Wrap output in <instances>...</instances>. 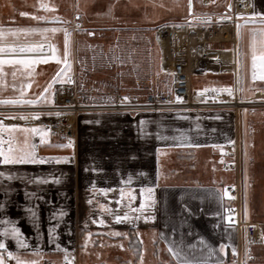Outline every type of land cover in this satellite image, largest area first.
<instances>
[{"label":"crops","instance_id":"crops-1","mask_svg":"<svg viewBox=\"0 0 264 264\" xmlns=\"http://www.w3.org/2000/svg\"><path fill=\"white\" fill-rule=\"evenodd\" d=\"M225 1L215 0L214 3H224ZM204 2L208 5L213 3L212 0H204ZM229 3L230 1L226 7ZM253 12L264 14V0H252V11L240 16L238 25L242 27L239 29L240 36L239 38L237 36L235 45L230 42L213 44L212 47L221 49L217 57L204 58L206 64L201 63L203 59L194 62L193 75L196 74L203 78V75L206 76L208 71L214 73L210 77L206 76L208 78L207 81L205 80L206 82L198 78L197 83L200 80L201 85L199 87L197 84L196 87H193L196 91L204 92L233 87L235 78L230 71V64L234 58L238 57L241 60L243 76L242 95L246 98L254 95L264 97V91L257 90L264 89V81H253L251 78L250 29L261 27L258 22L255 24L245 22ZM258 20L259 18H257ZM244 112L238 114L237 117L232 113L219 112H205L199 115L190 112L85 114L78 118L77 140L72 142V147L65 148L55 147V145L67 144L69 141L50 142L49 140L47 144H41L40 134L37 133L31 139H33L32 144L42 149L36 147L35 152L38 157H69V162L23 166L0 165V171L18 172L33 177L41 176L49 180L47 184L39 186L28 184L26 188L27 191L36 192L38 196L43 197V201L39 202L38 212L39 227L42 233L39 247L43 255L41 257L31 256V250L37 247V241L34 229L26 219L27 213L20 209L24 206H31L34 201L26 200L22 190L14 191L11 202L8 204V211L0 212V221L19 218L18 226L22 228L30 245L29 250L20 251H27V258L37 259L38 264H62L64 254L56 251L54 244L49 245L47 238L48 227L57 224H59L56 229L59 237L57 242L61 244V247L67 246L69 251L79 249V243L88 237V233L94 232V236H98L100 239L103 237V239L112 240L113 237L107 233L118 230H127L133 233L138 229L142 233L147 232L153 238L154 233L156 234L159 257L155 264H175V260L165 251L167 241H161L158 235L161 232L167 235L175 226L177 231L171 238L180 240L181 234H183L185 246L196 245V248L189 252L191 256H200L201 246L198 241L201 238L217 249L221 243L230 244L236 248L238 256L244 250L243 233H240L236 227L228 229V232L231 233V239H229L224 235L223 224L214 229L213 225L219 220V217H215L211 213L216 211L219 205L205 197L209 190L224 189L233 183L234 175L224 171L220 163L223 157L228 156L224 145L229 140L232 141L237 136L244 147ZM247 113H251L258 119L264 118V110L248 111ZM97 120L99 123H96ZM141 120L146 121L143 131L147 135L141 134ZM86 121H92V123ZM197 125H199L198 128ZM181 134H183L182 139H171L172 137H181ZM157 135L166 136L169 139H157ZM16 142L17 139L14 146ZM181 143L201 146H176ZM212 145H221L222 147L214 148ZM3 147L7 149L8 145L5 144ZM15 147L20 146L16 145ZM183 151L184 153H182ZM177 153L182 156L191 154L190 160H195L197 154L209 153L211 159L220 165L221 172L214 168L215 163L208 164V160L206 167L196 162H192L190 167H182L181 160L185 158L176 159L174 156ZM225 173L231 174V182L225 181ZM202 175H205L204 180L199 178ZM129 177H131L130 183L127 182ZM54 179H59L60 183H53ZM0 184L11 185L14 189L24 188V185L18 180L0 179ZM141 187H154L156 204L151 211H154L156 220L148 224H145L143 220L133 223H115V214L122 216L124 212L129 211L128 198L125 197L121 200V188H124L125 191L132 190L135 200L132 201L131 206L138 208L141 201ZM263 187L264 182L260 183V190L253 194L255 205H257L258 199L264 204ZM101 189H112V191L105 193ZM90 200L92 203H88ZM117 200H121L119 205L116 203ZM44 201H50V203ZM0 202H5L2 190H0ZM228 203L229 199L225 197V206H228ZM101 205L106 206L110 212L103 211ZM183 208L190 209L193 215L181 227V210ZM61 211L66 213L62 218L59 217ZM53 213L57 214L56 219H50ZM147 214L146 210L145 215ZM130 215L137 214L130 213ZM93 220H103L104 224H94ZM85 225L87 226L86 231H84ZM6 226L0 223V230ZM69 229L72 232L71 236L67 235ZM96 233L102 234L96 235ZM69 240L71 241L70 245H68ZM99 241L94 244H99ZM6 243L10 250H16L14 243L9 241ZM225 251L226 255H218L225 259L227 264H232V260H236L237 256H232L231 247ZM212 259L215 260L216 257Z\"/></svg>","mask_w":264,"mask_h":264},{"label":"rangeland","instance_id":"rangeland-1","mask_svg":"<svg viewBox=\"0 0 264 264\" xmlns=\"http://www.w3.org/2000/svg\"><path fill=\"white\" fill-rule=\"evenodd\" d=\"M229 1L226 0L224 3H211L208 5L205 4L204 0H193L192 11L194 15H189L188 0H0V27H3L5 30L66 28L71 33V59L73 61L71 75L76 76V78H79L86 85L100 88H103L104 81L118 82L121 87L130 88L135 93L137 84L140 81L147 82L150 88L166 86L169 82V76L165 68L167 60L161 52L164 45V41L162 40L164 36L158 33L160 25L186 23L195 20V18H201V21L208 20L210 21L209 23H225L227 21L221 20L226 15V5ZM41 3L48 5V8H41ZM160 4H163L164 7H160ZM109 5H114L112 15L107 14ZM20 12H27L29 15L22 17L19 14ZM76 14L83 15L82 28L78 30L73 27ZM36 15L45 16L47 20L37 21L31 18ZM54 17H59L60 20L56 21ZM89 31L94 34L91 36L87 35ZM48 35L53 37L51 33ZM157 37H159V43H157ZM5 40L9 44L27 41L36 43L41 41V36L39 33L27 36L21 34L19 38L9 35L5 37ZM53 42L62 50L63 33L54 34ZM161 44H163L162 48ZM94 57L95 60L93 59ZM117 57L119 59H116ZM201 63L204 64L205 60L203 59ZM36 69L37 71L43 70L46 73L43 77H36L40 81V84L43 85L56 71V65L54 62H50L49 65H37ZM6 71L9 73L6 77L7 86H3V82H0V100L16 99L19 97L21 83L26 82V80L24 77L19 76V73L14 80L11 76L12 69L10 66H6ZM206 74L207 77H210L214 73L208 71ZM206 76L203 75V78H201L198 75L196 76V74L193 75V87H196L197 84L200 87L201 79L204 80L203 82H206L208 80ZM198 78H201L199 83H197ZM33 91L34 89H26L24 98H34L32 95ZM54 103L53 99L52 104ZM0 106L18 105L0 104ZM23 106L37 107L32 105ZM247 112V110L244 112V151L241 168L242 193L245 202L246 170L247 183L249 185L247 188L248 220L257 223L261 229H264V204L259 199L257 205L253 203V194L257 190H260V183L264 182V118L258 119ZM11 115L0 113V120L5 125H9L10 119H5V117ZM78 118L74 122L77 138ZM19 126L21 128L41 127L35 124H20ZM50 129V126H43V131L48 133L47 141H66L54 137ZM6 134L0 133V136L4 138L7 136ZM25 135V133L19 131L14 133L17 139L15 146H24ZM27 135L29 143L32 144L33 139L31 138L35 134L29 133ZM76 140L73 139L71 141L74 142ZM245 145H248L247 157L245 156ZM36 147L42 150L41 147ZM190 155L185 154V156H182L177 153L174 157L178 160L183 157L185 158L181 160L182 167H190L192 166V162L201 163L202 166L206 167L208 160V164L215 163L214 168L221 172L219 169L220 165L211 159L209 153L197 154L195 160H190ZM225 176V181H232L231 174L225 173ZM199 178L204 180L205 175L199 176ZM118 231L127 233V236H112V240L103 239V237L100 239L98 236H94L93 232L90 237L88 236L84 241L79 243L80 246L87 239V249L82 251L81 247H79V249H75L73 252L83 264H125L126 261L132 259V249L137 245V241L142 240V247L146 250L144 264L156 263V259L159 257L156 254L158 244H153V237L147 232L142 233L139 231L141 235L137 237L136 231H133V233L127 230ZM98 240H100L99 244H97ZM94 242L97 243L94 244ZM120 245H123V248ZM253 251L257 263H264V243L253 248Z\"/></svg>","mask_w":264,"mask_h":264},{"label":"snow or ice","instance_id":"snow-or-ice-1","mask_svg":"<svg viewBox=\"0 0 264 264\" xmlns=\"http://www.w3.org/2000/svg\"><path fill=\"white\" fill-rule=\"evenodd\" d=\"M214 3L215 0H212ZM160 7H164L163 4L159 5ZM41 8L47 9L48 5L41 3ZM114 5L108 6V15H112ZM193 0H188V13L189 15H194L193 13ZM231 10V5H229V11ZM22 17L28 16L29 13L27 12H20L19 13ZM37 21H45L47 17L45 16H32L31 17ZM257 18L259 20L257 21ZM56 21H59V17H54ZM224 19L230 20L231 17L225 15ZM210 21L205 20L201 21V23H209ZM246 23H259L261 27L258 28H251L250 34V55H251V78L253 81H264V14L260 12H253L251 16L245 21ZM180 27V25H169L163 24L160 25V28H167V27ZM191 27L192 25L189 24ZM242 27L241 25H237V36L239 38L240 32L239 29ZM77 29H79V24H77ZM63 33V48L62 50L57 47L56 43L53 42L54 34L56 33ZM39 33L41 36V41L36 43H15L9 44L6 42V36H13L19 38L21 34L27 36L31 34ZM53 34V37H50L48 34ZM94 33L89 31L87 35L91 36ZM71 33L68 32L66 28H30V29H7L5 30L3 27H0V82H3V86H7L6 77L9 75L8 71H6V66H10L12 69L11 76L15 80L19 73V76L24 77L26 82H22L19 88V97L16 99H5L0 100V104L6 105H47L53 103V93L55 91H60L63 93L65 85H73L74 84V77L71 75L72 69V50H71ZM157 43H159V37L156 38ZM91 47V46H89ZM247 55V54H246ZM95 60V57L93 58ZM116 59H119L118 57ZM50 62H54L56 65V71L50 77L49 80L45 81L43 85L40 84V81L36 79V77H43L46 73L41 70L37 71V65H49ZM79 62V61H78ZM122 62V61H121ZM122 75V74H121ZM159 75V73H157ZM174 75V74H169ZM55 85H60L59 89L54 88ZM80 88L83 89V85H80ZM26 89H34L32 95L34 98L26 99ZM38 89V91H37ZM260 91H264V89H257ZM171 91V89H169ZM213 91H216L213 89ZM221 92H227L229 96L233 94L232 89L230 88H222L219 89ZM90 101L89 105L84 106H96V107H103V106H111L115 104V100L111 97L101 98L99 102L96 101V98L93 97H86ZM183 98L180 96H176L175 101H167V103H182ZM120 104L124 107H142L150 109L151 105H133L130 103L129 97H123L120 100ZM63 107H72L71 105L63 106ZM56 115L60 116L65 113L61 111H48L44 112H33L31 113L32 119H39L41 115ZM15 115L7 116L5 119H16ZM219 119L220 117H216ZM19 119L26 120L28 119L27 116L20 115ZM87 123H92V121H86ZM96 123H99L97 120ZM146 121L141 120V134L147 135L143 131V125ZM199 125H197V128ZM23 132L25 133V139L23 141V147H15L14 142L16 140L14 133L16 132ZM0 133H7V139L5 140L2 136H0V165L4 166H23V165H43V164H50V163H68L70 158L69 157H38L36 155L35 144L29 143L28 135L31 134H40V143L47 144V135L48 133L43 131V126L40 128L32 127V128H21L19 125L11 124L5 125L2 120H0ZM183 134L181 137H172L171 139L177 140L182 139ZM157 139H164L167 140L169 137L166 136H159L157 135ZM229 144L234 145V141L229 140ZM7 144L8 147L5 149L3 145ZM72 141L69 140L67 144H58L55 147L65 148V147H72ZM180 147H200L199 144H192V143H181L180 145H176ZM214 148H221V145H212ZM247 147L245 145V156L247 157ZM159 151V150H158ZM134 159V157H133ZM0 179L6 181H14L18 180L23 185V189H14L11 185L0 184V190H2V196L5 202H0V212H7L8 211V204L11 202V196L14 191H23L25 199L28 201H34L31 206H24L22 209L23 212L27 213L26 219L30 222L31 227L34 229L35 239L37 241V247L31 250V256L34 257H41L43 254L40 251L39 241L42 238L41 229L39 227V202L43 201L42 196H38L36 192H29L26 190L28 184H35L37 186L41 184L49 183V180L42 178L41 176H31L27 174H20L18 172H5L0 171ZM131 177L127 182L130 183ZM55 184H59V179H54L52 181ZM249 187L247 183V171L245 170V210H244V218L245 221L248 219V208H247V188ZM101 191L107 193L108 191H112V189H101ZM121 200L125 197L128 198L127 207L129 211L124 212L121 216L119 214L114 215V222L117 224L128 222L133 223L134 221L143 220L145 224L149 222H154L156 220V215L154 211H151L156 204V200L154 197V187H141L140 195L141 201L138 208H134L131 206L132 201L135 200V196L132 194V190L129 189L125 191L124 188L120 190ZM228 197L229 200H234V196H230L229 192L226 189H217V190H209L207 193L206 199L210 201H215L219 207L216 211L212 212L211 215L215 217H219V220L213 225V228H219L221 224L224 227V235H226L229 239H231V233L228 232V229H234L235 227V210L231 206H225L224 198ZM121 200H117L116 203L119 205ZM45 203H50V201H44ZM88 203H92V201H88ZM101 209L103 211L110 210L106 207L101 205ZM146 210L148 214L145 215ZM130 213H136L137 215H130ZM66 213L61 211L59 213V217L65 216ZM193 215L192 211L188 208H183L181 210V227L183 223L187 221ZM57 214H51L50 219H56ZM19 218L15 220L11 219H4L0 221L4 225H7L2 230H0V264H9V262H14V264H38L37 259H31L28 257L27 251H20V250H29L30 245L28 243V238H26L22 228L19 225ZM92 223L96 224L99 223L101 225L104 224L103 220L96 221L93 220ZM59 227V224L55 226H50L47 229V238L49 245H55V249L58 252H62L64 254V264H74V256L73 252L69 251L67 246L61 247V244L57 241L59 237L56 233V229ZM255 227V225H252ZM87 230V226L85 225L84 231ZM177 229L173 226L172 231L167 235L164 232L159 233V239L161 241L166 240L167 246L165 251L170 254L171 258L175 260V264H227L225 259L220 258L218 254L226 255V249L231 247L232 256H237V251L235 247H232L230 244L221 243L219 244L218 249L209 245L203 238L198 241V244L201 246V254L200 256H191L189 252L196 248V245H187L185 246L183 240V234H181L180 240L173 239ZM102 233H96V235H101ZM108 235L121 237L127 236V233H121L119 231H112L107 233ZM68 236L72 235L71 229H69ZM92 233H88L90 237ZM141 233L139 230H136V236L139 237ZM191 235V232H189ZM156 234L154 233L153 244H156ZM14 243L16 248L15 251L10 250L8 243ZM256 241H247V243H255ZM260 243H264V229L261 230L260 234ZM71 244V241H68V245ZM88 240L86 239L85 242L80 245L82 251L87 249ZM143 241L138 240L137 245L132 249V259L125 262V264H144V255L145 249L142 247ZM123 248V245H120ZM206 250V251H205ZM158 255V251L156 253ZM70 257H73L70 259ZM216 257L215 260L212 258ZM245 257L243 264H247L249 259H252L249 250L246 248L245 250ZM232 264H237V260L233 259Z\"/></svg>","mask_w":264,"mask_h":264},{"label":"built area","instance_id":"built-area-1","mask_svg":"<svg viewBox=\"0 0 264 264\" xmlns=\"http://www.w3.org/2000/svg\"><path fill=\"white\" fill-rule=\"evenodd\" d=\"M229 5L231 10L229 11ZM227 6L226 15L231 19H222L225 23H201V18H195L193 21L180 23V27L160 28L158 33L163 35L162 55L165 57V68L169 76V82L166 86L149 87L147 82H138L136 92L130 88L121 87L118 82L104 81L103 88L97 86L86 85L79 78L74 77V84L64 86V91H55L52 105L47 106H0V113L16 115V119H10L9 123L23 125H40L50 126L54 137L61 140L77 139V132L74 128V122L83 114L89 113H141V112H190L194 114H202L205 112L232 113L237 117L243 111L264 110V97L254 95L252 97H244L242 95L243 76L241 70V60L236 57L230 64V71L235 78V84L232 89L233 94L228 95L227 92H221L219 89L198 92L193 88L192 75L194 73V62L204 58H214L218 56L221 49L212 47L213 44L237 43V25L241 15L248 14L252 11V0H230ZM225 15L223 16V18ZM82 14H76L73 27L82 28ZM189 24L192 26L190 27ZM219 59H222L219 57ZM174 74V75H169ZM83 85V89L80 85ZM59 89L60 85L54 86ZM171 89V91H169ZM176 96L183 98L182 103H167V101H175ZM86 97L96 98L99 102L101 98L111 97L115 100V104L111 106H84L89 105L90 101ZM123 97H129L130 103L133 105H151L150 109L142 107H124L120 104ZM71 105L72 107H63ZM56 112L61 111L65 114L41 115L39 119H32L33 112ZM20 115L27 116L28 119H19ZM74 120V121H73ZM73 127H72V125ZM234 145L228 142L224 145L227 157L221 160V168L224 171L234 175L233 183L227 185L224 189L229 192L230 196H234V200H229L228 206L235 210V227L240 233H243L244 250L236 257L237 264H243L246 248L249 250L252 259L247 264H257L256 256L253 248L260 246L261 227L250 220L245 221L244 218V202L242 193V160L243 147L239 137H235ZM255 225V227H252ZM247 241H256L255 243H247ZM73 252V251H70ZM74 264L81 263L73 252ZM73 257H70L72 259ZM14 264V262H9ZM62 264H64V259Z\"/></svg>","mask_w":264,"mask_h":264},{"label":"bare ground","instance_id":"bare-ground-1","mask_svg":"<svg viewBox=\"0 0 264 264\" xmlns=\"http://www.w3.org/2000/svg\"><path fill=\"white\" fill-rule=\"evenodd\" d=\"M113 113V112H112Z\"/></svg>","mask_w":264,"mask_h":264}]
</instances>
